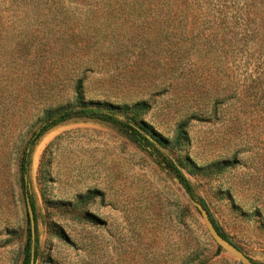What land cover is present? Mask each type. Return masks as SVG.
<instances>
[{
    "label": "rangeland",
    "instance_id": "rangeland-1",
    "mask_svg": "<svg viewBox=\"0 0 264 264\" xmlns=\"http://www.w3.org/2000/svg\"><path fill=\"white\" fill-rule=\"evenodd\" d=\"M242 5L0 0V264H22L27 242L23 152L48 111L73 103L79 82L88 101L146 102V122L170 141L185 126L187 142L158 147L156 159L100 121L47 131L28 172L35 264H243L219 250L161 165L179 157L204 171L183 169L219 231L264 264V48L238 20ZM227 160L237 164L205 175ZM91 191L100 196L76 209Z\"/></svg>",
    "mask_w": 264,
    "mask_h": 264
},
{
    "label": "trees",
    "instance_id": "trees-1",
    "mask_svg": "<svg viewBox=\"0 0 264 264\" xmlns=\"http://www.w3.org/2000/svg\"><path fill=\"white\" fill-rule=\"evenodd\" d=\"M237 4L242 5L240 16L238 20H243L246 23L245 29L250 30L251 40H253L257 45L258 49L261 50L264 48V0H236ZM249 33V32H248ZM239 44L238 42H236ZM151 106L146 102L135 103L132 106L130 105H116L107 101H88L85 98L84 87L82 82H79L75 88V97L73 103L67 105H60L57 107L56 111H48L46 117L44 118L43 124L40 128L33 134L32 138L29 140L27 147L25 148L21 162H20V175L22 177V188L26 192V186L24 177L28 175L30 158L34 147L37 142L45 135L50 129L61 125L72 119H88L96 120L103 123H107L116 128L122 130L126 135H128L131 140H133L138 146L147 148V150L152 153L156 159H160L161 155L158 152L159 148H165L169 150L178 151L183 148V143L187 142L185 126L180 127L176 132L175 138L170 141L167 138H164L153 126L144 120V116L149 112ZM121 117H124L122 119ZM237 162L227 160L211 166L210 174L206 173L205 175H216L222 174L228 169L233 168ZM161 165L167 171H170L178 179L180 185L184 188L185 192L195 201L200 202L207 209V206L200 200L197 199L192 183L187 178L183 169L186 168L189 171V174L192 176L197 175L198 172H201L202 168H199L196 164H193L190 160L179 157L177 161L164 159L161 162ZM192 166V168H190ZM204 172V171H203ZM100 196L98 191H91L86 196H81L78 199V202L75 204V208H83L95 198ZM32 208L35 214V205L31 201ZM210 218L219 231V227L215 223L213 217L209 213ZM89 219L93 222L98 220L93 216H88ZM28 224L27 229V242L23 251V261L22 264H32V259L36 263L38 258V238H37V225H36V237L35 244H33L32 232L30 223ZM219 233L229 240L225 235L220 231ZM10 235L14 232H10ZM58 237L63 238L61 234H57ZM231 242V241H230ZM221 250V248H219ZM255 262V261H254ZM256 264H262L255 262ZM200 264H205L201 262Z\"/></svg>",
    "mask_w": 264,
    "mask_h": 264
},
{
    "label": "water",
    "instance_id": "water-1",
    "mask_svg": "<svg viewBox=\"0 0 264 264\" xmlns=\"http://www.w3.org/2000/svg\"><path fill=\"white\" fill-rule=\"evenodd\" d=\"M24 181H25V186H26L25 194H26L28 218H29V223L31 226L33 244H35L36 218H35V214H34L32 204H31V199H30L31 189L29 187V176L28 175H25ZM174 181L180 184L177 178H175ZM188 197H189L190 202L192 203V205L194 206V208L197 210L198 214L200 215L210 237L218 245L219 248L231 254L235 259L239 260L243 264H256L252 259L246 256L244 252H242L238 247H236L233 243H231L229 240L224 238L219 233V231L214 226L207 209L204 207L203 204L193 200L189 195ZM32 264H35L34 257L32 259Z\"/></svg>",
    "mask_w": 264,
    "mask_h": 264
},
{
    "label": "bare ground",
    "instance_id": "bare-ground-1",
    "mask_svg": "<svg viewBox=\"0 0 264 264\" xmlns=\"http://www.w3.org/2000/svg\"><path fill=\"white\" fill-rule=\"evenodd\" d=\"M41 151H42V147H39L38 148V151H37V153H36V163H37V161H38V158L40 157V154H41Z\"/></svg>",
    "mask_w": 264,
    "mask_h": 264
}]
</instances>
